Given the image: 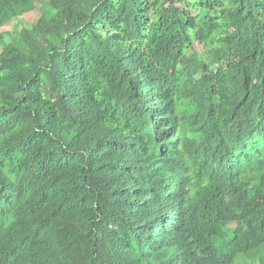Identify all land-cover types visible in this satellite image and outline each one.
<instances>
[{"label": "trees", "instance_id": "1", "mask_svg": "<svg viewBox=\"0 0 264 264\" xmlns=\"http://www.w3.org/2000/svg\"><path fill=\"white\" fill-rule=\"evenodd\" d=\"M36 9L0 32V264H264V0H0V28Z\"/></svg>", "mask_w": 264, "mask_h": 264}, {"label": "rangeland", "instance_id": "2", "mask_svg": "<svg viewBox=\"0 0 264 264\" xmlns=\"http://www.w3.org/2000/svg\"><path fill=\"white\" fill-rule=\"evenodd\" d=\"M38 13H39L38 9H36V10H34L32 12L26 13V14L22 15L19 19L13 20L7 26L0 28V32L6 31V30H10L12 25H16L19 22L23 23V24H26V25H30V24L35 23V21L38 18V15H39ZM195 47L198 50L200 49L198 46H195ZM236 264H241V263L237 261ZM246 264H257V263L256 262H247Z\"/></svg>", "mask_w": 264, "mask_h": 264}]
</instances>
